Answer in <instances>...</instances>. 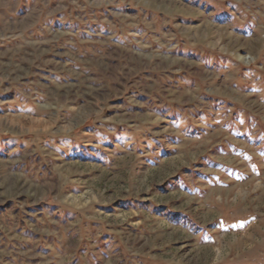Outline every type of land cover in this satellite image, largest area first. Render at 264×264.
Wrapping results in <instances>:
<instances>
[{
	"label": "rangeland",
	"instance_id": "obj_1",
	"mask_svg": "<svg viewBox=\"0 0 264 264\" xmlns=\"http://www.w3.org/2000/svg\"><path fill=\"white\" fill-rule=\"evenodd\" d=\"M0 264H264V0H0Z\"/></svg>",
	"mask_w": 264,
	"mask_h": 264
}]
</instances>
